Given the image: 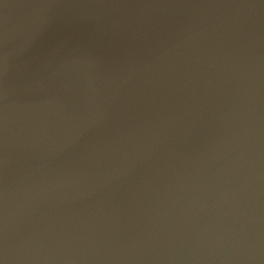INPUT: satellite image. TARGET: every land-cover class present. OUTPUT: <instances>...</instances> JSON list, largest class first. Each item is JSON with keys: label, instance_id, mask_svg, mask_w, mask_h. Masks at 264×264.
Wrapping results in <instances>:
<instances>
[{"label": "water", "instance_id": "water-1", "mask_svg": "<svg viewBox=\"0 0 264 264\" xmlns=\"http://www.w3.org/2000/svg\"><path fill=\"white\" fill-rule=\"evenodd\" d=\"M0 264H264V0H0Z\"/></svg>", "mask_w": 264, "mask_h": 264}]
</instances>
